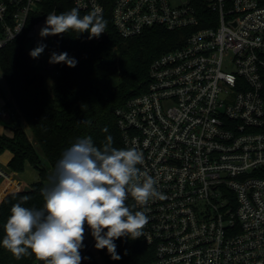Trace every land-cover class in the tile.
I'll use <instances>...</instances> for the list:
<instances>
[{
	"label": "built area",
	"instance_id": "obj_1",
	"mask_svg": "<svg viewBox=\"0 0 264 264\" xmlns=\"http://www.w3.org/2000/svg\"><path fill=\"white\" fill-rule=\"evenodd\" d=\"M41 2L0 0V49ZM73 3L103 18L112 4L124 37L181 31V43L152 61L147 90L116 111L126 148L142 152L141 171L166 197L140 205L129 196L149 217L143 236L154 247L140 264H264V0H207L201 15L191 0ZM39 22L28 41L57 53L56 41L39 40ZM7 177L0 165V185ZM83 244L81 262L102 264L87 226Z\"/></svg>",
	"mask_w": 264,
	"mask_h": 264
},
{
	"label": "trees",
	"instance_id": "obj_2",
	"mask_svg": "<svg viewBox=\"0 0 264 264\" xmlns=\"http://www.w3.org/2000/svg\"><path fill=\"white\" fill-rule=\"evenodd\" d=\"M191 1L200 15L207 11V0ZM74 7L73 0H42L39 9L31 15L25 32L0 49V66L7 86L21 117L34 135L32 140L19 123L12 136L0 134V153L6 149L13 153L5 166L8 171L22 172L30 163L40 174L30 190L9 192L0 201V240L11 206L20 202L23 196L30 199L22 206H43L41 191L50 186L52 174L36 143L54 172L65 150L78 139L90 136L94 145L101 147L108 143L110 136L112 147L126 148L118 126L117 108L147 90L152 61L181 43V31L161 27L148 28L132 37L120 35L111 19V4L104 16L106 32L98 39H89L87 32L56 35L57 54L67 52L77 64L72 68L64 63L56 64L58 76L52 86H48L44 73L29 55L26 31L49 13L59 14ZM79 11L81 17L91 12ZM126 203L136 211L130 197ZM115 244L121 259L113 260L105 248L99 250L105 264H140L154 258V247L145 242L144 236L135 240L122 237ZM0 264H38V258L29 254L17 260L0 247Z\"/></svg>",
	"mask_w": 264,
	"mask_h": 264
},
{
	"label": "clouds",
	"instance_id": "obj_3",
	"mask_svg": "<svg viewBox=\"0 0 264 264\" xmlns=\"http://www.w3.org/2000/svg\"><path fill=\"white\" fill-rule=\"evenodd\" d=\"M107 21L93 10L81 17L78 7L59 14L49 13L40 29L41 38L75 32H87L89 39L106 32ZM46 45L39 44L29 55L38 58ZM49 63L75 67L77 61L67 52H53ZM104 131H107L104 129ZM108 143L94 145L92 138L78 139L58 161L51 184L42 189L43 206H22L30 197L10 208L3 225V247L19 260L29 254L43 264H81L85 226L91 230L95 249H107L113 260H120L115 241L144 235L149 217L133 211L129 196L140 205L166 197L157 189L158 181L138 165L144 163L136 147L117 149Z\"/></svg>",
	"mask_w": 264,
	"mask_h": 264
},
{
	"label": "crops",
	"instance_id": "obj_4",
	"mask_svg": "<svg viewBox=\"0 0 264 264\" xmlns=\"http://www.w3.org/2000/svg\"><path fill=\"white\" fill-rule=\"evenodd\" d=\"M9 94H5L3 88L0 86V110L6 108L9 111L8 117H2L0 114V134H6L12 136L14 130L18 127L19 123L27 124L26 120L21 117L19 110L17 109L10 90ZM13 153L11 150L6 149L0 153V165L7 166L8 162L12 158ZM29 166H32L30 163L26 164L25 170L19 173L8 171L10 177L4 178L2 184L0 185V195H3V198L9 193L14 191L21 190L22 186L31 185L25 181V178L28 177ZM19 175L22 177L20 178ZM39 180V179H38ZM35 182V181H34Z\"/></svg>",
	"mask_w": 264,
	"mask_h": 264
},
{
	"label": "rangeland",
	"instance_id": "obj_5",
	"mask_svg": "<svg viewBox=\"0 0 264 264\" xmlns=\"http://www.w3.org/2000/svg\"><path fill=\"white\" fill-rule=\"evenodd\" d=\"M45 20L46 19L40 21L38 26H37L38 38H39L40 41L47 40L50 45H53L55 43V41H56V35L48 36V37H44V38H41L40 35H39L40 29L45 25ZM35 43L36 42L34 40L28 41L27 45H28V50L29 51H31L32 49L37 47V45ZM53 52H54L53 50H50L49 48H45L43 53L39 56L40 60H42V61H37L36 62L37 65L39 66V70L44 73L48 86H52V84L56 80V77L58 76V68H57L56 65H54L51 68L47 67V65L51 64V63H49V59H50V55ZM33 59L37 60V58H33ZM225 69H229V68H227L225 66ZM0 86L3 88V91H4L5 94H9V91H8L9 88L7 86V83H6L3 71L1 69V66H0ZM23 126L25 127L29 137L33 140L34 139V135H33V131L31 129V127L28 124H23ZM36 148H37L38 152L41 154V156L43 157L45 166H47L49 168V170H50V172L52 174V178H53L54 175H55V172L52 170L51 167H49L50 164H49L46 156L44 155L42 148L37 143H36ZM27 173H28V177L25 178L24 182H26L28 184H31L32 182L37 181L40 178L39 170L37 168L33 167V166H29V170H28ZM19 177L21 178L22 176L19 175ZM22 190H24V189H22ZM102 264H105V263L102 262Z\"/></svg>",
	"mask_w": 264,
	"mask_h": 264
},
{
	"label": "water",
	"instance_id": "obj_6",
	"mask_svg": "<svg viewBox=\"0 0 264 264\" xmlns=\"http://www.w3.org/2000/svg\"><path fill=\"white\" fill-rule=\"evenodd\" d=\"M30 189H31V185H26L24 187V190H30ZM38 264H43V262L38 259Z\"/></svg>",
	"mask_w": 264,
	"mask_h": 264
}]
</instances>
